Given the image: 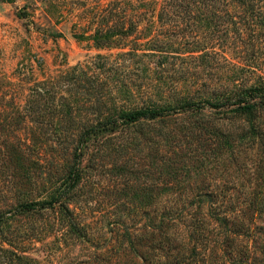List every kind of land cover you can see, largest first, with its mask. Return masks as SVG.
Returning a JSON list of instances; mask_svg holds the SVG:
<instances>
[{"label":"rangeland","instance_id":"1","mask_svg":"<svg viewBox=\"0 0 264 264\" xmlns=\"http://www.w3.org/2000/svg\"><path fill=\"white\" fill-rule=\"evenodd\" d=\"M108 2L100 1L99 6L105 7ZM130 3L136 9L137 23L135 33L126 40L127 45L123 48H96L91 41L76 39L75 35L91 33L93 27L88 23L98 2L0 0V126L3 128L0 129V149L11 145V179H0V208L10 204L13 207L21 198L32 201L45 198L42 179L51 180L48 174L54 172L56 163L61 167L65 165L58 158L55 163L58 146L53 139L52 127L46 122L37 127L25 115L22 118L17 115H23L21 109L32 97L33 89H44L45 86L35 88V84L43 81H52L45 89L66 98L58 76L76 65L93 66L97 62L120 67L127 75L124 84L133 91L134 98L126 103L131 107H139L146 100L162 105L177 96L212 87L264 86V6L259 13L249 9L240 14L241 10L237 9L234 18L224 16L220 24L227 27L220 32L212 21L198 39L204 42L214 38V43L211 41L213 46L206 49L205 62H198L197 57L202 53L191 52V46L180 40V34L167 31L166 26L157 21L158 5L151 3L143 8L138 6L139 0H130ZM143 10H146L145 15L138 16ZM232 22H240V28L237 29ZM243 22H255L254 28L243 26ZM181 34L187 40L191 39L186 31ZM130 48L137 51L133 55H121ZM155 71L162 72L160 76L167 79L166 84L153 75ZM157 89L165 96L158 94ZM111 96L117 99L105 96L99 101L106 108L123 104L120 96ZM88 111L85 115L92 119L94 111ZM101 113L104 116L107 110L102 108ZM259 120L264 123V117ZM6 128L11 129V134L5 132ZM137 131L143 132L144 127ZM117 136L122 135L112 137ZM144 144L150 145L149 142ZM144 144L140 143L126 156L114 155L116 147L113 143L101 147L104 150L102 158L96 160L89 153L84 155L81 167L87 173L67 198L74 220L85 228L82 239L66 233V229L59 226L54 212L41 210L35 216L12 217L11 213V237L6 238L11 242L7 243L23 251V256L32 259L33 264H97V258L101 260L98 264H111L115 259L135 261L131 255L113 257V248L118 244L121 232H130L143 225L139 218L138 197L149 165L144 158ZM258 153L263 158L255 163L249 160L250 153L241 156L237 164L229 168L231 177H222L217 172L204 177L219 190L229 188L233 202L240 206L238 220L247 231L245 235L237 236L234 242H226L229 246L227 253L235 251L238 254L234 259L246 257L249 264H264V148ZM127 157L131 160L128 161ZM121 164L127 165V174L117 171ZM33 171L38 176L36 191L31 183ZM258 205H262L260 212L255 209ZM247 207L252 212L242 217ZM152 210L153 207L148 208L150 213ZM175 227L172 234L177 235L181 226ZM20 238L22 242H18ZM206 243L209 245L207 252L200 254V258L211 255L213 264H230L229 261L233 260V255L226 257L213 245L222 242ZM211 247H215L217 255L210 251Z\"/></svg>","mask_w":264,"mask_h":264},{"label":"trees","instance_id":"2","mask_svg":"<svg viewBox=\"0 0 264 264\" xmlns=\"http://www.w3.org/2000/svg\"><path fill=\"white\" fill-rule=\"evenodd\" d=\"M100 1L103 0H94L98 4L88 23L93 27L91 33L83 36V32L75 38L91 41L96 48H123L127 45V38L135 33L136 9L130 0H109L105 7L99 6ZM139 3L138 6L143 8L151 3L158 5L157 21L166 26L167 31L180 34V40L191 46V52L202 53L197 57L198 62H205L206 49L213 46L214 38L204 42L198 39L212 21L220 32L227 27L220 24L224 16L234 18L237 9L241 10L240 14L249 9L259 13L264 6V0H139ZM139 13L141 15L138 16H144L146 10ZM232 23L240 28V22ZM242 25L254 28L255 22H243ZM183 30L189 34L190 40L181 34ZM134 51L137 49L130 48L129 52L121 55H133ZM96 65L99 64L76 65L58 76L66 98L45 89L52 81L35 84V88L45 87L43 90L33 89L32 97L21 109L23 115H17V118L25 115L37 127H42L43 122L52 127L53 139L58 146L55 159H62L65 165L59 166L56 159L54 172L48 174L51 180L47 177L42 179L45 198L39 201L21 198L13 207L10 204L0 208V264L35 263L23 256V251L7 243L11 242L6 238L11 237L10 224L15 215L35 216L41 210H50L66 233L82 239L85 228L74 220L67 198L87 173L81 167L84 155L89 153L96 160L102 158L104 150L101 147L113 143L116 147L114 155L126 156L140 143L147 142L150 145L142 147H146L144 158L149 165L138 197L139 218L143 225L130 232H121L120 240L113 248V257L131 255L136 260L115 259L110 263L213 264L211 255L200 258V254L207 252L209 245L206 242H222L213 245L224 256L231 258L233 255L230 264H249L246 257L234 259L237 252L227 253L229 246L226 242H234L237 236L245 235L247 231L238 220L240 206L233 202L229 188L219 190L204 177L211 172L231 177L229 168L234 167L246 152L250 153L252 163L263 158L258 152L264 148V123L259 122V118L264 117V86L235 84L212 87L177 96L162 105L146 100L139 107H131L126 103L134 95L124 84L126 73L123 74L118 66ZM160 73L155 71L153 75L166 84L167 79ZM157 93L165 96L162 90L157 89ZM111 95L120 96L123 104L106 108L99 101L105 96L117 99ZM102 108L107 110L104 116ZM88 110L94 111L92 119L85 115ZM141 127L144 131H137ZM5 132L11 134V129L6 128ZM120 134L122 136L112 137ZM118 137H124V140ZM126 159L131 160L129 157ZM126 166L121 164L117 171L128 173ZM35 171L31 173L34 191L38 189ZM0 179H11V145L0 149ZM150 207H153L151 213L148 211ZM260 207L262 205L255 209L260 212ZM250 212L247 207L242 217ZM177 225L181 226V231L177 230V235L172 234ZM22 240L20 238L18 242ZM171 242H177L178 246ZM2 244L12 248H4ZM214 248L211 247L210 251L217 255ZM97 261L101 260L97 258Z\"/></svg>","mask_w":264,"mask_h":264}]
</instances>
